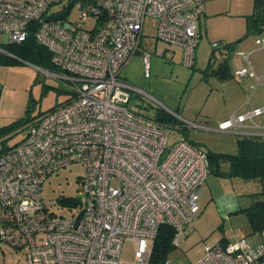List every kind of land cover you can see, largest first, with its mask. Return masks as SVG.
I'll use <instances>...</instances> for the list:
<instances>
[{
	"label": "built area",
	"instance_id": "1",
	"mask_svg": "<svg viewBox=\"0 0 264 264\" xmlns=\"http://www.w3.org/2000/svg\"><path fill=\"white\" fill-rule=\"evenodd\" d=\"M204 11L203 0H0V43H20L32 32L55 67L45 72L67 80L70 92L59 106L0 130V241L24 249L20 264H125V239L134 243L133 264H151L161 225L174 229L172 244L178 245L199 212L208 157L184 137L169 142L165 125L131 110L135 88L120 71L137 52L146 17L156 19L155 39L165 44L156 53L171 61L179 46L181 62L192 67ZM255 42L264 48V33ZM150 57L141 54L145 77ZM235 75L254 72L244 67ZM261 113L264 106L246 109L218 129L246 120L256 126L253 117ZM72 162L86 171L78 196L63 199L71 213L57 215L43 204L39 188ZM161 264L174 263L166 258ZM188 264H264V243L215 240Z\"/></svg>",
	"mask_w": 264,
	"mask_h": 264
},
{
	"label": "rangeland",
	"instance_id": "2",
	"mask_svg": "<svg viewBox=\"0 0 264 264\" xmlns=\"http://www.w3.org/2000/svg\"><path fill=\"white\" fill-rule=\"evenodd\" d=\"M253 2L203 0L205 11L197 24L198 43L195 50L198 59L192 67L180 61L179 46H173L175 56L171 61L156 53L165 44L155 39L156 19L145 18L141 43L137 52L121 69L120 75L135 88L131 90L128 103L131 110L153 118L160 109L177 119L179 128L164 124L169 132V142L180 136L190 139L203 150L235 153L234 138L241 134L218 130V122L223 117L220 116L223 105L218 103L222 98L220 83L207 71L216 69L227 50L226 47L214 48L213 42H227L235 50L241 41L249 38L254 40V34L249 31L247 23L254 9ZM77 16L74 9L70 18L75 20ZM143 51L151 54L148 77L143 73ZM3 55L13 60L0 62V129L12 124V128H15L35 115L59 106L70 96L67 80L46 73L47 69L41 66L6 53ZM250 58L259 61L261 55H251ZM212 59L213 62L208 63ZM251 92L248 90V96ZM254 120L259 121L258 118ZM85 171L84 164L72 162L45 178L39 192L49 211L65 216L71 213L63 199L78 196L79 182ZM202 191L198 199L200 213L185 225L178 245L168 252L169 260L174 264L191 263L201 256L205 243H211L222 236L234 239L235 235H245L254 246L264 243V229L251 233L245 213H236L233 208L249 206L256 198L264 200V181L209 174L202 185ZM43 239L44 235L38 236V240ZM133 253V241L125 239L120 259L125 264H133ZM23 260V248L16 250L0 241V264H20Z\"/></svg>",
	"mask_w": 264,
	"mask_h": 264
},
{
	"label": "trees",
	"instance_id": "3",
	"mask_svg": "<svg viewBox=\"0 0 264 264\" xmlns=\"http://www.w3.org/2000/svg\"><path fill=\"white\" fill-rule=\"evenodd\" d=\"M253 6V12L247 21L248 29L253 34L264 33V0H254ZM0 47L6 54L20 60H25L35 66L55 71V67L50 60L51 55L49 50L36 40L32 32L20 43H0ZM225 47L227 50L223 57V63L213 70L215 75L223 79L229 76L226 61L231 56L230 54L233 50L227 42L224 43L223 48ZM6 60L11 61L13 59L5 57L0 52V62ZM153 116L152 120L163 125L171 124L179 126L175 117L160 109ZM13 126L12 124L0 130H9ZM236 144L237 151L235 153L216 152L210 149L205 150L209 161V173L224 177H238L243 180L257 179L264 181V140L256 136L244 135L237 139ZM222 163L228 164L227 170L221 169ZM240 210L247 216L251 233L264 229V200L256 198L248 207L241 208ZM173 235L174 229L172 227L168 225L160 226L152 242L151 264H161L167 258L168 252L174 247L172 244Z\"/></svg>",
	"mask_w": 264,
	"mask_h": 264
},
{
	"label": "crops",
	"instance_id": "4",
	"mask_svg": "<svg viewBox=\"0 0 264 264\" xmlns=\"http://www.w3.org/2000/svg\"><path fill=\"white\" fill-rule=\"evenodd\" d=\"M256 35L257 34H254V40H251L250 38L246 39L244 41H241L235 47V50H233L231 56L226 61L228 65L227 73H229V76L227 78L223 79V78L218 77V75H215L213 72V70H215L214 68H212L211 71H207L209 72L210 75H214L219 80V83H220L219 88H220V95L222 96V98L220 99L218 103H222L223 105L222 112H220V116H223V117L219 120L218 125L220 122L229 119L232 115L243 113L246 109L252 110L256 107L264 106V48L256 44L255 42ZM258 54L261 55L260 60L252 61L250 56L258 55ZM197 59H198V56H196V50H195L194 64L197 61ZM180 61H181V56H180ZM222 61H224L223 57H221V60L216 68H218L220 64L223 63ZM209 62H213V59L208 60V63ZM244 67L251 68V70L254 72V75L252 76L248 75L244 77L236 76L235 75L236 70L244 68ZM248 90H252L249 96H248ZM255 118H258L259 121H255L254 120ZM253 122L256 124V126H252V122L249 120H246L243 122L242 125L235 126L223 132L230 133L233 131V132H237L241 134L240 137L244 135H250V136L259 137L262 140H264V113L254 116ZM204 128H207V127H204ZM238 138L237 137L234 138V143L236 145L235 146L236 151H237L236 141ZM188 140L193 143V141H191L190 139ZM221 169L227 170L228 164L222 163ZM209 174H213L214 176H217V177H224V176H220L214 173H209ZM245 207H248V206H245ZM245 207L237 208V206H235L233 208L236 210L235 211L236 213H244L240 209L245 208ZM199 213L200 212L197 213V216L199 215ZM239 237H246V236L245 235H240V236L235 235L234 239H230L225 236H222L218 238L217 240L227 242V241L235 240L236 238H239ZM254 241L255 240H253L252 242Z\"/></svg>",
	"mask_w": 264,
	"mask_h": 264
}]
</instances>
